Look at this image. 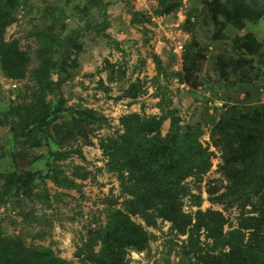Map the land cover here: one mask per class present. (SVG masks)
Instances as JSON below:
<instances>
[{"label": "rangeland", "instance_id": "obj_1", "mask_svg": "<svg viewBox=\"0 0 264 264\" xmlns=\"http://www.w3.org/2000/svg\"><path fill=\"white\" fill-rule=\"evenodd\" d=\"M0 36L3 254L214 264L252 217L264 261V0H0ZM134 116L150 148L184 153L174 129L209 154L172 210L129 181Z\"/></svg>", "mask_w": 264, "mask_h": 264}, {"label": "trees", "instance_id": "obj_2", "mask_svg": "<svg viewBox=\"0 0 264 264\" xmlns=\"http://www.w3.org/2000/svg\"><path fill=\"white\" fill-rule=\"evenodd\" d=\"M1 45L0 36V51ZM155 120L150 118L142 122L144 120H140L137 116L125 119L126 136L123 140L128 146L137 142L135 147L140 148L145 157V161L141 159V163L138 164L140 166L138 170H135L132 163L133 173L129 177V181L133 184V188L134 186L136 188L142 187L144 191L160 200L168 210H172L176 199L172 187L187 177L207 172L210 167L209 154L206 151H201L198 145L192 141L191 136L180 138L178 131L174 129L171 137L188 142L191 145L187 148L182 147V149H185L184 153L177 151L175 147H168L165 142L166 139H159L156 136L151 138L150 145L152 148H150L147 146L145 138L147 134L155 132L154 129L157 124ZM140 138H142L141 141ZM157 143L160 144L162 149H154ZM208 215L210 232L215 239H219L222 236L225 219L220 213H209ZM244 221L248 223V227L245 229L251 231L247 234L241 230L231 232L229 235V252L211 258L210 262L214 264H264L261 255H259V253L261 254L259 249V220L249 217ZM136 233L141 238L139 231L136 230ZM118 250L113 252L116 253ZM44 252L49 253L47 250ZM10 256L3 254L0 249V264H64L57 259L48 260L45 254L41 256V261L28 257ZM118 259L122 261V255H119ZM116 260L113 259V264H118Z\"/></svg>", "mask_w": 264, "mask_h": 264}, {"label": "water", "instance_id": "obj_3", "mask_svg": "<svg viewBox=\"0 0 264 264\" xmlns=\"http://www.w3.org/2000/svg\"><path fill=\"white\" fill-rule=\"evenodd\" d=\"M203 12H204V8L202 9L201 13H203Z\"/></svg>", "mask_w": 264, "mask_h": 264}]
</instances>
